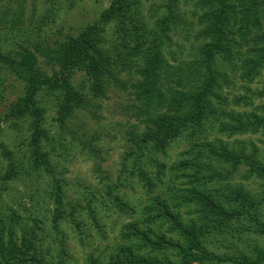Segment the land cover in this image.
<instances>
[{"label": "trees", "instance_id": "1", "mask_svg": "<svg viewBox=\"0 0 264 264\" xmlns=\"http://www.w3.org/2000/svg\"><path fill=\"white\" fill-rule=\"evenodd\" d=\"M143 1L153 3L148 14L142 10ZM17 2L12 11L11 0L0 10V35L6 41L15 37L13 32L22 23L24 5L22 0ZM184 2L192 6L199 26L196 52L189 59L171 62L166 56L172 53V60L176 59L171 33L182 21L180 0H109L98 19L76 34L52 43L19 44L16 50L0 46V121L18 130L25 126L29 171L50 176L48 196L54 204L50 225L59 243L57 264H65L66 255L61 222H70L80 242L83 229L77 215L81 210L86 209L93 226H100L91 203L84 207L66 200L64 181L55 175L51 152L45 149L54 146L45 124L46 103L55 109L60 138L68 134L78 141L104 182L110 177L101 166L94 136H78L71 120L79 111L89 112L92 101L104 98L109 88L128 94L125 106L131 111L133 129L127 132L129 148L120 174L115 182H104L111 205L131 218L120 228L107 264H264V248L259 246L251 254H219L205 245L213 236L264 233V161L258 158V146L253 141L246 145L243 140L210 138L211 131L226 138L256 133L264 137V102L253 104V97L264 99V88L253 93L249 86L264 70V0ZM52 9L46 8L39 17V29ZM107 26L110 34H104ZM236 80L244 94L229 97L223 91L233 88ZM13 82L22 87L8 100L6 91L15 86ZM179 138L185 148L181 158L168 166L179 185L165 198L155 189L168 168L154 154H165ZM0 148L8 158L0 175L5 182L19 171L12 152L2 143ZM149 164L155 168L154 176L146 168ZM238 176L260 180V192L246 189L235 181ZM128 177L137 178L145 191L139 209L115 192L116 185ZM19 223L20 216L11 208L0 212V264H47L51 250L43 249L32 228L20 226L18 236ZM102 262L99 256L89 255L83 264Z\"/></svg>", "mask_w": 264, "mask_h": 264}, {"label": "rangeland", "instance_id": "2", "mask_svg": "<svg viewBox=\"0 0 264 264\" xmlns=\"http://www.w3.org/2000/svg\"><path fill=\"white\" fill-rule=\"evenodd\" d=\"M8 0H0V10L4 8ZM10 1V0H9ZM24 9L21 14L22 23L17 29L13 39H4L0 35V46L3 49L16 50L20 45H29L37 41L43 44L64 38L67 34H76L78 29L87 23L98 19L101 10L108 6L109 0H22ZM158 2V0H156ZM153 0V2H156ZM10 10H14L18 4L17 0H11ZM179 9L182 14V21L171 33L174 44L171 50L174 52L175 60H172L173 54L166 52L167 58L171 62L176 60L189 59L196 52L198 39L196 32L199 28L196 17L191 14L192 6L180 0ZM52 7L50 16L39 27V17L45 12L46 8ZM34 7V9H33ZM153 10V3L143 1L142 10L148 14V10ZM1 15V14H0ZM151 22V20H148ZM8 31V30H7ZM2 29H0V33ZM4 32V31H3ZM104 34H110L109 26L106 27ZM40 63L43 58L39 57ZM42 64V63H41ZM223 66V64H222ZM126 79V74H123ZM80 81L79 74H76L74 82ZM14 87H9L6 91L7 99H13L20 93L22 84L13 82ZM242 83L235 81V86L231 89H225L223 93L232 97L237 94H244L241 88ZM251 91L264 88V70L259 76L249 84ZM128 94L114 88L106 91V96L101 99L93 100L90 111H79L76 117L71 120L78 136L88 138L94 136L93 143L100 150L101 166L104 172L109 175L105 183L115 182L120 174L121 164L125 152L129 148L127 132L131 131L133 119L131 111L125 106ZM264 102L263 98L253 97V104L260 105ZM5 104V103H4ZM3 104V105H4ZM47 111L45 113V124L53 138L51 149L46 145L45 149L50 150V159L54 166L55 175L61 178L66 200L71 203H79L86 206L88 202L96 212L99 228L90 223L85 210L77 215L83 229L82 240L68 221L60 223V228L64 235V246L66 249L65 264H83L89 255L99 256L107 264V255L112 250V246L118 241L120 228L131 218L126 214L118 212L111 205L104 192V182L100 181L93 171L94 160L90 155L82 150L78 141H73L68 134L60 138L59 128L55 121L56 112L52 104L46 103ZM0 106V116L2 113ZM241 110L243 108L238 107ZM247 109H249L247 107ZM98 115V117L93 116ZM29 132L25 126L21 130L9 126V123L0 121V144L2 143L12 152L11 159L16 163L18 175L2 181L0 179V212L7 213V208H11L20 216V223L17 225L16 233L19 236L20 226L32 228L39 235V240L46 251L51 250V255L46 256L47 264H57L56 255L59 249L56 236L53 235L50 220L54 207L53 199L48 196L50 190V176L43 171H29L27 141ZM210 138H222L229 142L234 140L253 141L259 148L258 158L264 161V137L260 133L236 135L232 138H226L225 135L218 134L215 131L210 132ZM63 145H60L59 142ZM185 148L181 138L177 139L166 151L165 154H154L159 162H164L166 169L165 177L158 185L155 192L168 198L173 189L177 188V181L169 173V165L177 162L181 158V152ZM8 158L3 156L0 148V175L5 170ZM149 173L154 176L155 168L149 164L146 167ZM124 177V176H123ZM235 181L242 182L246 189L253 193L260 192V180L250 178L242 180L240 176ZM115 192L131 206L139 209V203L145 200L146 194L137 178L128 177L122 180L121 185H116ZM264 222V205H262V216ZM43 229V232H41ZM101 230V235H99ZM79 238V239H78ZM205 245L211 251L219 254H231L236 251L251 254L254 246L264 248V233L247 232L232 236H213L205 241ZM196 264H235L231 262H202Z\"/></svg>", "mask_w": 264, "mask_h": 264}]
</instances>
